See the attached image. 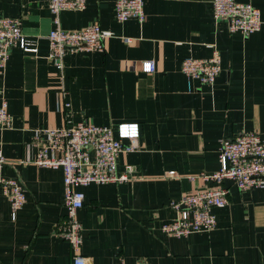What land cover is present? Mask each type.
Returning a JSON list of instances; mask_svg holds the SVG:
<instances>
[{"label":"crops","instance_id":"obj_1","mask_svg":"<svg viewBox=\"0 0 264 264\" xmlns=\"http://www.w3.org/2000/svg\"><path fill=\"white\" fill-rule=\"evenodd\" d=\"M237 1L261 11V31L231 33L210 0H145L144 23L118 21L117 0H88L82 11L61 13V29L99 24L111 37L104 51L68 53L60 70L49 59V0H0V18L18 19L38 48L13 47L0 74V105L8 101L13 119L12 128L0 129L2 174L21 180L27 195L14 219L0 188V264H74V250L58 237L66 215L63 172L36 164L46 141L43 135L38 145L40 131L68 120L140 127L137 150L118 159L120 174L135 168L132 178L82 189L78 253L87 264H264V187L242 191L227 181L229 204L214 210L211 232L176 237L162 229L177 217L171 203L204 188L200 176L220 169L224 139L245 132L264 139V0ZM215 51L222 60L216 82L193 81L189 90L183 60ZM146 61L155 62L153 73L141 71ZM170 171L179 176L167 177Z\"/></svg>","mask_w":264,"mask_h":264},{"label":"built area","instance_id":"obj_2","mask_svg":"<svg viewBox=\"0 0 264 264\" xmlns=\"http://www.w3.org/2000/svg\"><path fill=\"white\" fill-rule=\"evenodd\" d=\"M215 18L229 21L231 33H241L249 37L263 27L261 11L249 3L237 0H210ZM88 0H49L55 28L49 33V59L60 70L65 65L68 53L86 51H104V41L111 33L99 24L90 25L78 31H65L60 27V15L64 11H82ZM116 19L120 22L131 19L141 23L147 21L145 0H117ZM130 43V39H124ZM19 46L25 52H37V43L28 39L18 19L0 18V74L7 69L10 50ZM189 82L199 81L201 85H214L222 71V60L218 51L211 58L187 57L181 66ZM156 64L143 62L141 71L153 73ZM1 93V91H0ZM69 107V104H65ZM13 119L9 104L4 99L0 105V129H10ZM46 141L41 142V136ZM140 136L137 123H122L117 126H98L86 120L73 123L68 120L62 128L41 130L37 141L40 143L36 164L55 170L64 175L66 215L58 237L67 241L75 252L74 264H87L78 251L82 244V225L77 220V213L85 205L86 195L82 190L92 184L122 183L132 178L135 168L125 167L124 173L118 171V159L124 152L137 150L136 141ZM128 140L129 144L124 141ZM36 141V142H37ZM220 169L212 174H202L200 178L205 187L171 203L177 217L163 225L165 233L176 237H188L195 233L211 232L217 227L215 209L225 208L229 204L227 181L233 182L240 190L264 187V139L259 133L245 132L233 139H224L219 149ZM7 160L0 150V188L9 200L12 216L27 203L25 187L21 180L8 178L2 174ZM167 177L179 176L175 171ZM118 264H126L122 259ZM140 264H147L142 262Z\"/></svg>","mask_w":264,"mask_h":264}]
</instances>
